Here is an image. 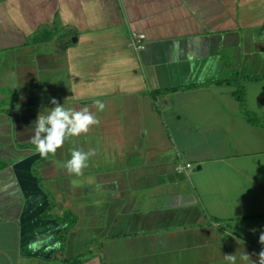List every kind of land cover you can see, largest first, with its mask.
<instances>
[{
	"label": "crops",
	"instance_id": "obj_1",
	"mask_svg": "<svg viewBox=\"0 0 264 264\" xmlns=\"http://www.w3.org/2000/svg\"><path fill=\"white\" fill-rule=\"evenodd\" d=\"M235 73L264 121V0H0V264L258 261L264 125L236 84L212 83ZM53 98L104 102L87 132L103 145L68 137L41 157L34 122ZM74 147L96 153L80 176L65 168ZM81 206L96 207L88 244L60 219Z\"/></svg>",
	"mask_w": 264,
	"mask_h": 264
},
{
	"label": "clouds",
	"instance_id": "obj_2",
	"mask_svg": "<svg viewBox=\"0 0 264 264\" xmlns=\"http://www.w3.org/2000/svg\"><path fill=\"white\" fill-rule=\"evenodd\" d=\"M51 103L54 105L50 108L51 111L46 115L40 113L35 120L34 135L31 137L35 151L43 158H47L49 154H55L66 138L87 133L90 126L100 123L88 107H84L80 111L68 109L55 98L52 99ZM93 105L97 111L101 112L106 108V104L101 100H94ZM95 154V149H89L87 152L73 149L65 168L68 173L80 176L82 170L88 166L90 157L95 156ZM260 241L264 243V233L260 235ZM248 259L249 254L246 252L239 257L236 254H224L225 264H246ZM253 264H264V251L259 253L258 261L253 262Z\"/></svg>",
	"mask_w": 264,
	"mask_h": 264
},
{
	"label": "rangeland",
	"instance_id": "obj_3",
	"mask_svg": "<svg viewBox=\"0 0 264 264\" xmlns=\"http://www.w3.org/2000/svg\"><path fill=\"white\" fill-rule=\"evenodd\" d=\"M40 47H44L43 45H40ZM12 61V60H11ZM36 87V86H35ZM35 87H31L30 89V94H29V96H27L26 98V100L27 101H31V102H33V103H37V100H38V98H37V96L40 94V93H37V90H36V88ZM38 94V95H37ZM71 109V108H70ZM119 110V109H118ZM117 110V111H118ZM96 111V112H95ZM95 111H93V114L96 116V113H97V116H98V113H99V111H97V110H95ZM95 125H93V127H94ZM107 126L112 130V127H113V122H112V118L110 117L109 118V120H108V122H107ZM112 133H114V134H112ZM112 133H109V134H107L108 136H107V140L108 141H111L112 139L114 140V138H115V140H117L118 138H120L121 137V135L122 134H120V136L119 137H116L117 136V133L116 132H114V131H112ZM98 135V134H97ZM97 135H91L90 133H85V134H82V136L81 135H79V136H74V137H69L70 138V142H72V143H74L76 140H80V137H85V139H84V141H89V143H96V142H101V141H103L100 137H98ZM114 136V137H113ZM96 137V138H95ZM71 143V144H72ZM101 145H103V143L101 142ZM74 149H75V147H74ZM73 150V149H72ZM68 157H69V159L71 158V154H68ZM60 183V182H59ZM89 203H91V199H90V201H89ZM82 210H83V208H82V206L80 207ZM94 208H96L95 206H90L87 210H83L84 211V214H79V216H80V218L77 220V221H79L80 223L82 222V223H84L83 225H82V230H83V234H82V239H84V238H87V244H88V242H90L89 240H90V238L91 237H93V235H95V233H94V230H85L84 231V227H88V226H90V222L92 221V220H94V216H96L95 214V210H94ZM80 209V210H81ZM72 215H74V213H72V211H71V215H70V217H72ZM76 223H78V222H76ZM80 226V225H79ZM78 226V227H79ZM80 231V228H78L77 229V232H79ZM87 233V234H86ZM95 242V239L93 240V245L92 246H88L87 247V249H94V248H92L93 246H95L96 244L94 243Z\"/></svg>",
	"mask_w": 264,
	"mask_h": 264
},
{
	"label": "trees",
	"instance_id": "obj_4",
	"mask_svg": "<svg viewBox=\"0 0 264 264\" xmlns=\"http://www.w3.org/2000/svg\"><path fill=\"white\" fill-rule=\"evenodd\" d=\"M49 38L52 37V35H54L53 33L51 34H48ZM37 38H40V37H37ZM37 38H35L36 40H38ZM241 80L242 78L239 76L238 73H235L233 74V76L227 80H219V81H215V82H212V83H217V84H236L237 85V89L235 91V95L236 97L239 99V101L242 103L243 107H244V112L246 114V117L253 123H260L262 125H264V121L259 119L258 116L253 113L252 111L246 109V106H245V92H244V87L241 85ZM210 84L209 82L208 83H205V84H191L190 86H184L185 88H194V87H200L201 85H208ZM179 88H168V89H165L163 91H175ZM158 91L160 90H153V94H156ZM73 213V212H72ZM71 215V211L68 210L64 213L63 215V218L61 217L60 219L62 221H67L69 222V225L70 227L71 226H74L77 222V217L75 215H72V217H70ZM67 262H70L71 264H84V261H85V258L83 256H78V257H74L72 259H66Z\"/></svg>",
	"mask_w": 264,
	"mask_h": 264
},
{
	"label": "built area",
	"instance_id": "obj_5",
	"mask_svg": "<svg viewBox=\"0 0 264 264\" xmlns=\"http://www.w3.org/2000/svg\"><path fill=\"white\" fill-rule=\"evenodd\" d=\"M146 35L140 32H135L132 35V43L134 44V46L141 48L144 46V41L146 39ZM193 167V164L188 162L185 165L183 164H178L177 165V170L179 171H188Z\"/></svg>",
	"mask_w": 264,
	"mask_h": 264
},
{
	"label": "water",
	"instance_id": "obj_6",
	"mask_svg": "<svg viewBox=\"0 0 264 264\" xmlns=\"http://www.w3.org/2000/svg\"><path fill=\"white\" fill-rule=\"evenodd\" d=\"M196 169L200 170L201 169V165L199 164L198 166H196Z\"/></svg>",
	"mask_w": 264,
	"mask_h": 264
}]
</instances>
